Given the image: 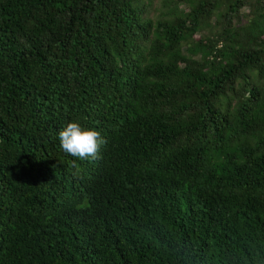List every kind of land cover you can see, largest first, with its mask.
Returning a JSON list of instances; mask_svg holds the SVG:
<instances>
[{"label": "trees", "instance_id": "16d2710c", "mask_svg": "<svg viewBox=\"0 0 264 264\" xmlns=\"http://www.w3.org/2000/svg\"><path fill=\"white\" fill-rule=\"evenodd\" d=\"M155 1L0 0V264H264V0Z\"/></svg>", "mask_w": 264, "mask_h": 264}, {"label": "clouds", "instance_id": "9594fccd", "mask_svg": "<svg viewBox=\"0 0 264 264\" xmlns=\"http://www.w3.org/2000/svg\"><path fill=\"white\" fill-rule=\"evenodd\" d=\"M58 139L60 148L79 161L99 159L101 148L107 143L99 131L88 129L78 122L68 123L59 131ZM71 166L76 169L73 175L79 178V165L74 160Z\"/></svg>", "mask_w": 264, "mask_h": 264}, {"label": "rangeland", "instance_id": "374dc122", "mask_svg": "<svg viewBox=\"0 0 264 264\" xmlns=\"http://www.w3.org/2000/svg\"><path fill=\"white\" fill-rule=\"evenodd\" d=\"M161 10H162V4H161L160 0H156L154 10L151 13V16L154 17L155 19H157L161 14Z\"/></svg>", "mask_w": 264, "mask_h": 264}]
</instances>
